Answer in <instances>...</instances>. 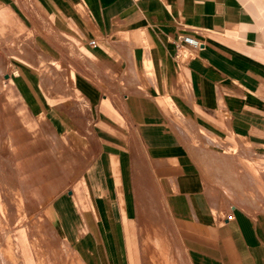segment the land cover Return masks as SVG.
<instances>
[{
	"label": "crops",
	"instance_id": "1",
	"mask_svg": "<svg viewBox=\"0 0 264 264\" xmlns=\"http://www.w3.org/2000/svg\"><path fill=\"white\" fill-rule=\"evenodd\" d=\"M0 66L81 151L43 213L84 264L153 227L183 264H264V0H0Z\"/></svg>",
	"mask_w": 264,
	"mask_h": 264
},
{
	"label": "rangeland",
	"instance_id": "2",
	"mask_svg": "<svg viewBox=\"0 0 264 264\" xmlns=\"http://www.w3.org/2000/svg\"><path fill=\"white\" fill-rule=\"evenodd\" d=\"M10 73L0 66V264H84L43 213L73 185L81 151L43 117L29 114L6 79ZM143 243L134 264L184 263L172 253L165 229L149 228Z\"/></svg>",
	"mask_w": 264,
	"mask_h": 264
},
{
	"label": "built area",
	"instance_id": "3",
	"mask_svg": "<svg viewBox=\"0 0 264 264\" xmlns=\"http://www.w3.org/2000/svg\"><path fill=\"white\" fill-rule=\"evenodd\" d=\"M91 43H94V41H91ZM174 43L177 49V54L185 62L193 56L192 50H198L204 47V42L189 35H179ZM227 218L232 219L233 215L228 214Z\"/></svg>",
	"mask_w": 264,
	"mask_h": 264
}]
</instances>
